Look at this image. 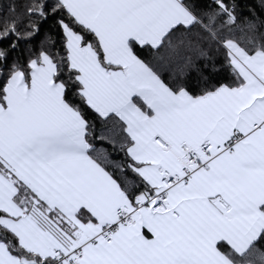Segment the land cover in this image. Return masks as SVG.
Listing matches in <instances>:
<instances>
[{
  "label": "snow or ice",
  "instance_id": "snow-or-ice-1",
  "mask_svg": "<svg viewBox=\"0 0 264 264\" xmlns=\"http://www.w3.org/2000/svg\"><path fill=\"white\" fill-rule=\"evenodd\" d=\"M0 264H264V0H0Z\"/></svg>",
  "mask_w": 264,
  "mask_h": 264
}]
</instances>
